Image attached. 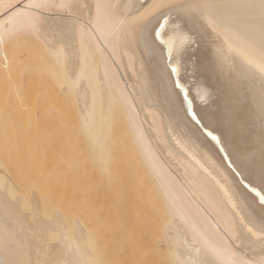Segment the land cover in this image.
<instances>
[{"label":"bare ground","instance_id":"6f19581e","mask_svg":"<svg viewBox=\"0 0 264 264\" xmlns=\"http://www.w3.org/2000/svg\"><path fill=\"white\" fill-rule=\"evenodd\" d=\"M34 153L83 157L132 248L54 213ZM262 177L264 0H0V264H264Z\"/></svg>","mask_w":264,"mask_h":264},{"label":"rangeland","instance_id":"374dc122","mask_svg":"<svg viewBox=\"0 0 264 264\" xmlns=\"http://www.w3.org/2000/svg\"><path fill=\"white\" fill-rule=\"evenodd\" d=\"M66 113H71L72 115V112L67 111L64 115ZM71 115H68L69 118ZM70 122L73 123V121ZM67 130H70V132L74 131L75 137L77 136L75 130L68 128ZM74 134H71L72 136L70 135L71 140ZM78 148L81 149L82 147ZM82 151L77 150V152L81 153V156ZM39 154L34 153L29 157V159L33 160L32 162L34 164L33 171L37 183L36 190L48 194L51 199L49 201H51L50 205L53 207V212L67 216L71 229H75L77 221L85 222L92 229L94 238L99 244L100 251L101 248H106L105 254H108L110 258L113 257L114 250L122 242L124 244L126 243L127 247L132 248L130 230L125 229L123 232L119 230L116 225L113 210L103 209L100 206L98 197L87 192L83 176V157H77L74 153H68V159L59 162L56 160L57 158L51 159V161L44 160V157H41ZM102 217L105 218L103 223L100 221ZM116 233L118 236L115 237L117 239L120 237L117 241L113 238ZM101 252L104 253L103 250ZM121 260L125 263L128 262L127 257L125 259L121 257Z\"/></svg>","mask_w":264,"mask_h":264},{"label":"snow or ice","instance_id":"6c2138e0","mask_svg":"<svg viewBox=\"0 0 264 264\" xmlns=\"http://www.w3.org/2000/svg\"><path fill=\"white\" fill-rule=\"evenodd\" d=\"M38 7H39V6H38ZM164 22L167 23V20L165 19ZM153 35H154V37L157 36V35H160V36L162 37V30H161L160 32H156V31L154 30ZM169 55H171V48H169ZM262 180H264V177H262ZM253 191H256V189L253 188ZM260 201H261L262 204H264V194H261V195H260Z\"/></svg>","mask_w":264,"mask_h":264}]
</instances>
